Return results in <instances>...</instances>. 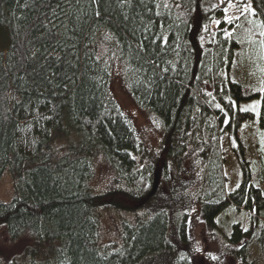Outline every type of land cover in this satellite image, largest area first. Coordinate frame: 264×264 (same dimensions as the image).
<instances>
[{"label": "trees", "instance_id": "obj_1", "mask_svg": "<svg viewBox=\"0 0 264 264\" xmlns=\"http://www.w3.org/2000/svg\"><path fill=\"white\" fill-rule=\"evenodd\" d=\"M248 7L235 37L218 34L204 46L203 29L223 16L211 0H0V179L8 172L16 194L0 203V228L12 244L26 238L43 247L26 264H193L181 251L189 243L183 207L200 162L202 221L214 230L229 206L249 212L250 228L235 224L227 237L230 253L264 264V195L239 138L255 121L241 102L260 100L264 129V66L246 67L239 51L242 31L264 42V0ZM103 35L117 48L133 101L161 122L159 152L139 140L111 95L110 68L97 56ZM236 59L247 72L237 73ZM224 134L242 173L230 194ZM98 157L114 175L102 194L90 188ZM162 191L167 205L157 199ZM103 208L148 214L123 222L120 248L107 252L98 239ZM249 243L259 250L250 262Z\"/></svg>", "mask_w": 264, "mask_h": 264}, {"label": "rangeland", "instance_id": "obj_2", "mask_svg": "<svg viewBox=\"0 0 264 264\" xmlns=\"http://www.w3.org/2000/svg\"><path fill=\"white\" fill-rule=\"evenodd\" d=\"M248 1L249 0H211L212 6L222 10L223 16L222 19L219 18L214 20L203 29L201 38L202 44L206 46L218 34L230 39L235 37V35L240 32V26L243 21L240 19L241 16L249 9ZM225 9H227V13ZM229 18L232 19L231 24L226 22ZM238 20L239 22H237ZM242 36L240 42L241 47L239 49L241 59L243 60L242 64L244 65L247 59L248 65L246 67L251 66L258 70L260 67L261 70L264 66V42L260 43L258 46L256 41L252 40L253 38L251 39L249 37V39L245 40L246 36L243 31ZM258 49L259 52H257ZM97 56L109 66L111 71V95L119 104L124 115L128 117L132 123L139 140L148 150L159 152L163 134L161 122L157 118L141 110L129 95L123 82V65L117 56V48L115 50L108 35H103L98 42ZM252 57L253 61H251ZM235 62V67L240 70H238L237 73H245L246 69L243 68V66L238 67L237 59ZM262 71H264V69H262ZM234 73H236V69ZM204 92L211 96L209 87H206ZM239 108L242 111H250L255 114V121L253 123H244L240 127L239 138L245 149V158L249 161L251 166L254 178L253 183L261 189L264 195V129H261L258 124L260 100L253 99L241 102ZM232 146V140L228 135L224 134L221 137V148L225 161L223 164V173L225 176L226 194L234 192L242 182V173L235 154L231 150ZM203 172L204 168L202 162H200V164H197L192 170L191 176L187 181L188 188L186 199L189 205L187 208H183H185L184 210L189 214V243L186 248H181V251L191 257L193 264H243L230 253V249L233 247L228 243L227 237L230 235L231 229L235 224L240 225L243 230L250 228V213L237 210L231 205L215 218V229H208L200 217L199 205H197V201L195 200ZM113 177V171L101 157H98L95 161L94 176L90 182V188L96 194L110 191L114 187ZM15 196L13 180L8 172H6L0 179V203H8ZM157 199L162 200L161 204L167 205L168 203L167 194L164 191L160 193ZM145 214L148 213L144 211L126 213L109 208L98 210L96 215L99 223L98 239L101 250L110 252L119 249L122 244V223L126 221L133 224L135 220L145 217ZM246 243L247 242L243 241L236 249L241 248L243 245H246ZM248 246L250 262V260L253 261L257 258L259 250L253 243H249ZM47 248L44 247V249ZM32 251L36 254L32 260H40L43 247L36 249V247L32 245V241L26 238L12 244L9 242L4 228H0V264H26V262L30 260L29 254L30 252L32 253ZM151 264H170V260H154Z\"/></svg>", "mask_w": 264, "mask_h": 264}, {"label": "snow or ice", "instance_id": "obj_3", "mask_svg": "<svg viewBox=\"0 0 264 264\" xmlns=\"http://www.w3.org/2000/svg\"><path fill=\"white\" fill-rule=\"evenodd\" d=\"M225 12L227 13V9H225ZM97 15H98V13H97ZM227 23H232V19L231 18H229V19H227V21H226ZM217 107H219V105H217Z\"/></svg>", "mask_w": 264, "mask_h": 264}]
</instances>
